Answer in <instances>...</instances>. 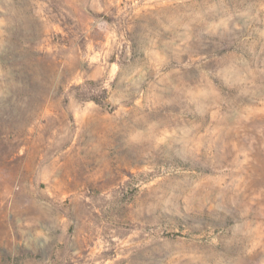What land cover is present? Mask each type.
Returning <instances> with one entry per match:
<instances>
[{"label": "rangeland", "instance_id": "1", "mask_svg": "<svg viewBox=\"0 0 264 264\" xmlns=\"http://www.w3.org/2000/svg\"><path fill=\"white\" fill-rule=\"evenodd\" d=\"M0 264H264V0H0Z\"/></svg>", "mask_w": 264, "mask_h": 264}]
</instances>
